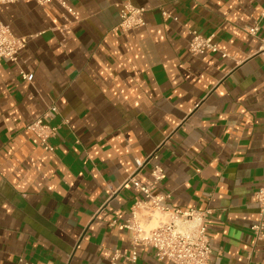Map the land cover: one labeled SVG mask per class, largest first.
I'll return each instance as SVG.
<instances>
[{"label":"crops","instance_id":"1","mask_svg":"<svg viewBox=\"0 0 264 264\" xmlns=\"http://www.w3.org/2000/svg\"><path fill=\"white\" fill-rule=\"evenodd\" d=\"M122 0L0 6L30 35L17 63H0V264H107L133 251L122 226L143 193L125 181L152 153L172 208L209 210L212 264H264L251 225L264 183V0H131L145 24L123 31ZM166 12L167 14H164ZM259 23L252 35L246 26ZM192 31L227 53L192 55ZM21 70L34 74L25 81ZM53 150L24 130L50 105ZM154 160L136 171L151 185ZM172 211L140 210L147 228ZM137 260L172 264L138 244Z\"/></svg>","mask_w":264,"mask_h":264},{"label":"built area","instance_id":"2","mask_svg":"<svg viewBox=\"0 0 264 264\" xmlns=\"http://www.w3.org/2000/svg\"><path fill=\"white\" fill-rule=\"evenodd\" d=\"M17 1L21 0H0V6ZM35 1L41 6L57 1L70 12H73L67 0ZM118 7L120 23L116 29L128 31L145 24V7L136 6L131 0H122ZM164 14L167 13L164 12ZM259 28V23H256L252 26H246L245 30L252 35H256ZM30 37V35L18 36L14 34L10 25L0 19V63L6 60L17 63L20 52L27 46ZM188 50L192 55L212 51L221 52L222 56H227V53L222 51L217 42L214 41L213 35L205 36L198 31H192ZM261 52L264 54V40ZM20 73L25 81L30 82L34 78V74L31 72L21 70ZM58 114V107L54 104L50 105L40 117L24 127L25 131L34 133L39 138L41 145L47 150H53L54 146L51 143V139L56 137L59 129V125L51 124L50 120ZM158 159L159 155L157 152L152 153L146 160L136 159V171L143 167L145 163L154 160L151 171L153 177L151 185L141 183L136 177V171L124 183V186L134 185L144 195L143 199L137 201L132 207L131 216L122 225L131 231L134 248L131 255L116 250L107 264H117L122 258L135 262L138 257L136 250L138 244L155 248L160 257L168 259L172 264H212L213 246L210 237L207 235L205 224L209 210L170 209L169 206L165 205L163 201L167 196L158 192L159 184L165 177V170L158 162ZM255 199L258 203L259 213L257 220L251 225V230L257 239H262L264 237V183L256 190ZM143 208L172 211L173 218L170 221L160 223L156 227L147 228L139 222L140 210ZM19 264L30 263L20 259Z\"/></svg>","mask_w":264,"mask_h":264}]
</instances>
